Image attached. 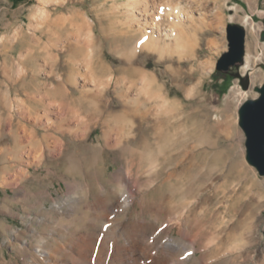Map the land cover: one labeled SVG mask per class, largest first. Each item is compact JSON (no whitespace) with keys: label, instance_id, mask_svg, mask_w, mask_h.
<instances>
[{"label":"rangeland","instance_id":"1","mask_svg":"<svg viewBox=\"0 0 264 264\" xmlns=\"http://www.w3.org/2000/svg\"><path fill=\"white\" fill-rule=\"evenodd\" d=\"M129 1L52 2L54 21L80 13L81 37L70 22L58 30L51 23L43 42L59 35L49 43L52 65L30 53L20 75L0 66V264H39L55 251L69 259L61 246L83 233L101 240V230L139 247L161 233L163 245H180L166 261L264 264V176L247 161L239 125L240 106L259 97L255 89L264 84V0H182L205 10L182 11L195 27L179 45L165 37L168 21L156 26ZM39 6L0 0V35L20 26L32 33ZM229 24L246 30V55L223 72L217 64L229 49ZM146 37L165 49L141 46ZM27 42L9 41L0 65L19 62ZM7 92L15 108L6 105ZM17 101L30 115L17 113ZM229 116L235 127H223ZM237 220L244 239L251 230L256 238L246 246L251 257L210 255ZM163 226L168 231L160 232Z\"/></svg>","mask_w":264,"mask_h":264},{"label":"bare ground","instance_id":"2","mask_svg":"<svg viewBox=\"0 0 264 264\" xmlns=\"http://www.w3.org/2000/svg\"><path fill=\"white\" fill-rule=\"evenodd\" d=\"M62 1L66 2V0H39L40 6L35 12V14L31 16V20H30L31 22L29 24L32 30V33H30L31 35L28 33H24L22 26L17 28L12 34L5 33L6 32L5 31L2 35H0V51L6 50L5 48H7L10 44H11V47L14 46V44L18 43V39H21L22 42L24 43V39L26 38L28 40L27 44H29L30 46V49L26 50L24 53L21 51L20 61L16 62V64L12 63L11 65H9L8 63L4 62L2 65H0L5 75H8L9 72H11L12 70L18 72V74L20 75L24 71V68L26 69L24 65L25 58L23 55H27L30 53H36L37 56L39 54H42L43 57H46V59H48V61L51 62V65L53 64V62L55 61V55L52 56L53 50L51 46L55 47V44H50L51 46H49V43L57 39L59 35L54 36L55 34L54 33L52 35V38H50L48 44L43 42L44 36H45L44 34H46V31H47L46 27H49L51 23L53 24L54 29L58 30L59 24H62L64 22H70L74 24L75 26V31H74L75 36L81 37L82 34L80 33V30L81 32L83 31L81 29L82 26H80V13L73 11L71 15H64V17L63 16L58 17V21L52 20L51 11L47 9L49 8L48 5H50L52 2L55 4H60V2ZM191 3H192L191 1H187L186 4H184L182 0H131L128 3H126V6L136 9V10L137 9L141 10V12L145 14L147 18H151L152 21H154L156 23V26L158 27H161L162 25H164L163 23H166L168 21L170 24L168 31L171 34H168L169 33L168 32L165 34V37L173 36L176 42V45L177 44L179 45V41L183 39V36L185 33H188L190 27H195L194 26L195 23L193 20H191V18L189 19L188 17L186 18L185 16L182 17V13H183L182 11L191 10V12H193L195 9L196 10L204 9L200 7V4H197V6L199 7L195 8L196 5L193 7ZM152 4L156 5V9L153 10L154 12H151V10L148 9L149 7L154 8V5ZM8 25H10V23ZM55 25L58 26V28H55ZM39 34L41 35L39 36ZM85 34H86L85 41L86 43L90 45V43L94 41L93 35L91 34V31H87L85 32ZM9 41L10 42L13 41V43L9 44L8 43ZM146 41H147V37L144 39L142 38L140 41L141 46L142 44H145L148 42ZM148 45L159 52H162L165 49L163 45H160L158 42H155V41H152L151 43H147V46ZM88 49H90V47ZM8 50H11V49H8ZM183 51H185L187 55H189L191 54L192 49L185 48L183 49ZM85 54H87V56L89 55L88 50L86 51ZM81 55H84V53ZM81 55H79L76 58V61ZM90 56L88 57L89 59H90ZM5 100H6V105L8 106V108L10 107L15 108L14 107L15 105L13 104V101H11V97L9 96L8 92H7V95L5 96ZM63 105L61 104L59 106H63ZM16 111L17 113H20L21 111H23L27 115L30 113V111L27 110V108H26V111L24 110V107L21 106L19 101H17ZM36 118L37 117H35V119ZM12 121L13 120L10 117L8 125H12ZM222 125H224L223 127L225 126L235 127V121L232 118L230 119V116H229L225 120V124H222ZM21 127H24V126H21ZM29 136H30V133L27 136V138ZM40 151L41 150H39L37 154H39ZM117 205L120 208L124 207V204L121 201H118ZM231 209H232V206H230L229 210ZM241 230L243 229L240 228V221L237 220L236 223H234L231 226V232L226 237L223 236L225 237V240L224 239L219 240L218 244L216 245L214 244L215 245L214 248L211 247L212 249L209 250V253H211L210 255H212L213 252L214 254H217L218 256H220L219 254L221 253L222 254L225 253V255L231 258V261L232 259L238 260V258H241V257L249 259L251 255L246 254V250H247L246 246L254 243L256 241V238L254 237V234L252 233V230H251V231H248L250 236L248 235L249 237H247V239L245 237L244 239L245 233ZM166 231H168V229H166V227L164 226L160 230V232H166ZM216 231L215 233H213L214 234L213 239L221 237L219 235H221L220 233H222L223 230L221 229L217 232ZM97 235L102 236V237L105 236V238L98 240V238L94 239L93 237L89 236L87 233H83L78 236V241L74 244H71V246L69 247L66 245L61 246L60 250H62L63 252H65L68 249L67 257H69V259L57 258L55 254H58V252L55 251L50 254H42L41 255L42 259L37 258L40 260V261L38 260L39 264H186V261H187V259L181 261L177 258L174 259L173 261L172 260L166 261L165 253L170 255L171 252L174 253L175 251L180 250V245L174 242L163 245L161 233H156L152 235L151 238L148 239L144 245H140V247L138 246V243H136L137 240L133 241L134 239L130 242L129 241L121 242V241H117V240L115 241L109 238L111 236V232L109 230H104V231L101 230L100 232L97 233ZM228 241L229 243L230 242L235 243V245L233 244L230 248L227 247ZM97 242L99 244L98 248L95 247V245L97 246L96 244ZM20 245H23V246L21 248L20 247L18 248L26 252V246L28 245V241L25 240ZM165 247L169 251L165 252L164 251ZM42 249H46L45 243L42 245ZM192 251L193 252L196 251V247L192 248ZM189 259L190 258H188V260Z\"/></svg>","mask_w":264,"mask_h":264},{"label":"water","instance_id":"3","mask_svg":"<svg viewBox=\"0 0 264 264\" xmlns=\"http://www.w3.org/2000/svg\"><path fill=\"white\" fill-rule=\"evenodd\" d=\"M226 31L229 49L217 64V69L223 72L242 64L246 55V30L238 24H229ZM255 90L259 97L246 100L239 108V125L246 136L247 161L264 176V84Z\"/></svg>","mask_w":264,"mask_h":264}]
</instances>
